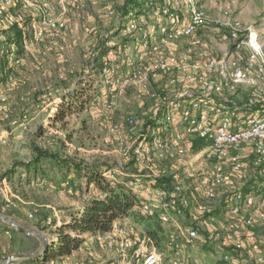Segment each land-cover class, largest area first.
Returning a JSON list of instances; mask_svg holds the SVG:
<instances>
[{"label": "built area", "instance_id": "obj_1", "mask_svg": "<svg viewBox=\"0 0 264 264\" xmlns=\"http://www.w3.org/2000/svg\"><path fill=\"white\" fill-rule=\"evenodd\" d=\"M88 2L103 5L114 21L101 51L82 44L84 71L98 89L89 105H101L103 145L118 162L104 176L128 179L125 186L145 221L119 219L109 231L88 235L83 250L95 244L115 253L111 264H207L190 263L187 255L199 240L203 249L213 246L204 256L211 264L219 259L264 264V45L258 31L230 18L211 19L198 0H133L124 10L114 5L118 0H59V8L50 0H0V61L9 67L4 88L17 85L15 73L24 66L11 28L22 30L25 52L31 41L58 39V59L68 63L70 27L75 35L93 33ZM214 41L216 50L209 45ZM252 94L257 98H249ZM53 95L47 86L39 100L48 103ZM126 99L141 107V117L118 114ZM9 103L1 91L0 116ZM252 104L259 106L253 111ZM14 197L3 180L0 215L16 207ZM221 209L225 225L216 228ZM147 224L162 226L163 242L152 237ZM50 264L82 263L73 254Z\"/></svg>", "mask_w": 264, "mask_h": 264}, {"label": "rangeland", "instance_id": "obj_2", "mask_svg": "<svg viewBox=\"0 0 264 264\" xmlns=\"http://www.w3.org/2000/svg\"><path fill=\"white\" fill-rule=\"evenodd\" d=\"M50 1L59 8V0ZM198 2L211 19L230 18L239 22L243 29L255 28L264 45V0H203L202 2L198 0ZM131 3L133 0H118L114 5L124 10L125 6ZM87 13L96 22L95 25L88 22L93 33L90 37H84L82 33L78 34L83 40H79L78 45H73L70 43L76 38H73L75 34L71 33L72 27H70L65 41L67 46L70 44L68 53H66L69 58L68 63H61L57 60L58 53L55 46L60 44L58 39L48 37L41 43L31 41L30 49L27 52H20L24 57V66L15 73L18 79L17 85L12 88L3 86L0 89V92H5L10 96L7 112L0 116V183L3 180L10 183L11 191L15 196L13 202L16 204L15 208L5 210L1 215L29 233L27 235L17 232L7 240L8 250L0 255V264H25V259L9 260V257L17 254L41 253L46 244L55 245L57 227L64 226L69 219V214L79 211L86 200L99 195L94 187L90 190H87L85 185H82V190L78 185L74 188L69 187L63 185L62 179L59 178L53 181V186L49 184V181H47L48 184H44L41 179L36 182L25 174L23 168H18L16 174L10 177L9 172L15 166L28 163L40 152H44L53 156V159L48 160L46 164L50 175L57 172L59 176L61 175V172L57 171L58 164L54 160L55 157L60 160L72 159L77 162L107 163L113 169L117 167V157L110 154L103 145L105 117H103L102 107L98 105L92 109L89 105V101L94 99L93 96L96 95L98 89L93 88L95 81L93 82L92 75L84 71L87 63L82 50V44L87 43L91 49L99 51L103 44L102 39L111 31L114 21L106 18L103 5H92L88 2ZM26 21V27L32 31L31 18H27ZM116 36L118 41H127L124 36ZM86 38L88 40L85 41ZM209 45L216 50L215 41ZM47 86L52 87L54 95L50 102L39 103L37 93L40 94ZM76 88L80 96L79 103L64 119H59L58 110L66 100L65 98ZM247 90L244 88V92H250ZM27 97H33L37 100L36 103L26 104L22 99ZM244 97L247 96L244 95ZM249 98L256 99L257 95L252 94ZM54 99L63 102L57 106L53 103ZM39 104L41 106H38ZM258 106L259 104H252L251 109L254 111ZM118 114L123 116L134 114L141 117L142 110L137 103L126 99L122 102L121 111ZM24 115H28V122L25 124L23 123ZM58 174L57 177H59ZM117 178L121 182L128 180L123 176ZM35 209L40 211V215L33 220L28 216ZM49 216L53 217L52 224L43 220ZM215 219L216 228L225 225L223 209L218 211ZM7 229L13 230L14 228L0 220V230L4 232ZM85 237L88 235H84ZM212 248L211 245V250ZM186 252L187 255H191L190 263L203 260L207 264L212 263L211 259L204 257L209 256L212 251L207 248L203 249L199 240L196 241L194 247H188ZM76 257L82 264L103 262L111 264L117 260L115 253H109L95 244L92 249L82 250ZM62 261L58 260V263Z\"/></svg>", "mask_w": 264, "mask_h": 264}, {"label": "trees", "instance_id": "obj_3", "mask_svg": "<svg viewBox=\"0 0 264 264\" xmlns=\"http://www.w3.org/2000/svg\"><path fill=\"white\" fill-rule=\"evenodd\" d=\"M202 1L203 0H201V2ZM11 32L14 33L17 44L23 52L22 30L15 25L11 28ZM8 73L9 67L6 62L0 61V89L4 86ZM79 97L78 88L70 92L58 110L59 119H64L65 116L73 110L74 106L79 103ZM82 106H84L83 103ZM204 144L205 142L200 140V148ZM51 159H53V156L40 152L32 161L20 163L15 166V168L9 172V175L12 177L16 174L18 168H23L25 174L36 182L41 179L44 183L47 181H55L59 178L62 179L63 185H66L68 182L70 187L73 186V188L77 185L81 190L83 189L82 185H85L87 190L94 187L95 192L99 193V195L86 200L79 211L71 212L69 214L71 221L68 223L65 222L64 226L57 227L55 231L57 236L55 245H49L48 249L39 257L25 259V264H49L53 261L63 260L73 255L74 252L80 251V248L86 241L84 235H93L98 232L109 231L114 222L119 219L132 218L144 223L145 219L139 217L135 210L137 205L136 198L125 186V181H111L104 176L105 171L113 169L112 166L110 167L107 163L77 162L72 159L60 160L58 157H55L54 160L58 164L57 171H60L61 175L59 176L58 172L50 175L48 174L46 164L48 160ZM57 174L59 177H57ZM39 215L40 211L37 216ZM47 218H43V220L47 222ZM147 230H149L152 237L163 242V228L160 224H147ZM7 231L12 234V237L14 233L19 232L15 229H7ZM204 248L211 250V245H206ZM215 264L230 263L224 259H219Z\"/></svg>", "mask_w": 264, "mask_h": 264}, {"label": "crops", "instance_id": "obj_4", "mask_svg": "<svg viewBox=\"0 0 264 264\" xmlns=\"http://www.w3.org/2000/svg\"><path fill=\"white\" fill-rule=\"evenodd\" d=\"M98 16H99V15H98ZM100 18H101V16H100ZM100 18H99V21H101ZM99 21H98V22H99ZM90 23H91V25H92V24H93V25L96 24L95 20L92 19V18H90ZM73 36H74L73 38H76V40H74V41L83 40V39H81V37L78 36V35H73ZM77 38H78V39H77ZM86 40H88V39L86 38L85 41H86ZM74 41L71 42L70 44L75 43ZM70 44H69L68 47H70ZM66 45H67V44H66ZM67 53H68V50H67ZM57 60H59V59H58V56H57ZM59 62H61V61H59ZM76 86H77V85H76ZM43 90H44V89H43ZM43 90H42V91H43ZM42 91L40 92V94L42 93ZM40 94L37 93V95H38L37 100H38L39 103H42V102L39 100ZM28 98H29V99H32V101H35L33 104H35L36 101H37V100H35L33 97H27V98L22 99V100H23L26 104H28V105H30V103L27 102V99H28ZM54 100H55V99H54ZM43 104H46V103H43ZM51 104H52V103H51ZM38 106H41V104H39ZM22 127H23V126H22ZM20 129H21V128H20ZM44 184H48V183H47V182H44ZM49 184H50L51 186H53V185H54V182H53V181H49ZM56 213H58V211H56ZM56 213H55V215H56ZM55 218H56V217H55ZM70 221H71V218L69 217V219H68L66 222L68 223V222H70ZM85 238H86V237H85ZM8 239H11V238L8 236V234H7V230H5L4 232L0 230V255L8 250V244H7V240H8ZM86 239H87V238H86ZM82 250H83V248L81 247L79 252H81ZM79 252H74V253H73L74 256L76 257V255H78ZM19 260H20V259H19Z\"/></svg>", "mask_w": 264, "mask_h": 264}, {"label": "water", "instance_id": "obj_5", "mask_svg": "<svg viewBox=\"0 0 264 264\" xmlns=\"http://www.w3.org/2000/svg\"><path fill=\"white\" fill-rule=\"evenodd\" d=\"M0 220L3 221V222H5V223L10 224L15 230H17V231H19L21 233H24V234H27V235L29 234L26 231V229L19 227L15 223H12L10 220H8L7 218H5L2 215H0ZM48 247H49V245L46 244V246L44 247V249L47 250ZM44 249H43V251L41 253H36V254H33V255L17 254V255H14V256L9 257V260L31 259V258H34V257H39L44 252Z\"/></svg>", "mask_w": 264, "mask_h": 264}]
</instances>
